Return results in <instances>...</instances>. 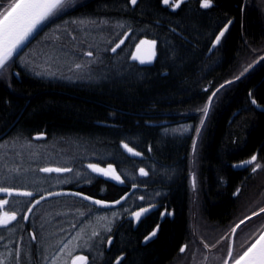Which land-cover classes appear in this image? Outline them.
Here are the masks:
<instances>
[{"label":"trees","instance_id":"16d2710c","mask_svg":"<svg viewBox=\"0 0 264 264\" xmlns=\"http://www.w3.org/2000/svg\"><path fill=\"white\" fill-rule=\"evenodd\" d=\"M6 2L0 0V6ZM213 5L202 11L196 3H185L177 13H170L160 6L159 0H142L135 7H130L127 0H81V5L64 20L91 19L106 23L100 28L89 25L81 30L79 24L57 21L59 31L55 25L44 27L29 39L19 55L31 60V54L51 49L54 43L59 45L56 47L67 61L65 71L69 67L74 69L75 63L88 64L90 70H77L72 76L64 75L65 71L64 76L53 72L37 75V71L16 57L8 68V85L0 80V161L13 162L16 149L29 147L28 156L37 159L36 173L40 167H67L72 171L48 175L78 177L59 190L115 201L126 189L98 177L91 178L87 169L88 163H96L101 168L111 163L126 188L133 184L143 188L136 190L128 202H140L143 206L160 204L173 213L171 221L164 219L155 239L145 243L142 238L156 221V215L150 216L143 228L134 232L119 229L108 252L103 245L98 255L87 250V264H112L117 256L125 258L124 264H173L179 248L187 243L189 158L202 109L235 67L234 60L247 55L253 45L264 39V19L257 12L256 4L248 0H213ZM228 19L233 23L223 44L209 53L214 34ZM118 22L125 28L137 27L146 32L143 35L158 41V56L151 67L127 64L108 54L111 45L108 41L115 42L118 38L114 27ZM52 34L54 41L48 45ZM100 44L113 64L106 63L105 55L97 51L102 50ZM89 50L95 54L93 57L83 55ZM251 88L257 102L264 105V66L234 87L223 102L222 89L217 92L204 125L198 178H195L200 184L197 212L209 224L233 223L238 214V200L231 195L239 175L232 172L230 163L255 147L264 146V114L243 109L246 93ZM38 135L51 141L50 151L33 147L48 144L32 140ZM17 138L18 142L13 143ZM121 142L141 152V159L127 155ZM140 168L148 175L139 177ZM223 180L227 182L226 187ZM0 187H22L29 191L31 186L13 182L1 183ZM140 196L145 199L140 200ZM62 198L89 206L76 198ZM30 200L19 198L27 206ZM37 213L33 212L32 216ZM258 220H263L261 225H264V214L249 220L242 230ZM17 221L7 230L0 228V251L6 250L7 245V250H11L9 264H13L17 249L24 254L33 250L34 257L23 255L22 263L43 264L34 225H23L21 218ZM30 227L36 236L34 244L28 237Z\"/></svg>","mask_w":264,"mask_h":264},{"label":"snow or ice","instance_id":"6c2138e0","mask_svg":"<svg viewBox=\"0 0 264 264\" xmlns=\"http://www.w3.org/2000/svg\"><path fill=\"white\" fill-rule=\"evenodd\" d=\"M138 2H142V0H127V3H130L133 7L138 5ZM166 8H170L172 12H176L178 9H181V5L186 3V0H159ZM200 9H210L213 5V0H198ZM78 5H81V0H7L3 6H0V77H3L5 70H7L12 64L15 63V58L18 57L24 64H30L29 61L25 60L24 56H20L19 52L22 51V46H26V41H29V37H33V34H39L40 31H43L44 27L48 25H55L56 30L59 31L60 24L57 21H63L64 24H79L81 26V30H85L89 25H94L97 28H100L104 25L105 21H96V20H76L73 19L71 21L64 20L63 18L67 15H71L72 11H74ZM244 9L242 8L241 11ZM233 20L228 19L224 22L223 26L219 29L218 34H214V40L211 41L212 49H215L217 45H219L222 41V38L225 37V34L229 31L230 26L232 25ZM115 28L124 29L125 25L123 23H117ZM173 32L176 31L175 28L172 29ZM73 40L76 39L72 33H69ZM134 35L131 26H128L127 30L123 33L116 32V37H122L119 39V42L115 43L113 47L110 48V51L113 53L117 52V49H120L122 45L125 44V41L131 36ZM34 38V37H33ZM59 39V37H57ZM109 44L113 43V40L108 41ZM157 40L155 39H139V42L135 44V50L130 53V57L132 61H139L140 64L151 63L153 57L157 55L156 52ZM211 50V49H210ZM86 57H93L95 54L92 51H85L83 53ZM96 59H99L97 56ZM261 61H264V55L258 57V59L254 60L252 64H248L244 67L243 71L240 72L238 76L235 77V80H240L241 77L245 75L249 71V69L253 68L254 64H258ZM75 70L83 71L85 69H89L88 64L75 63ZM72 70V69H70ZM37 75H40L38 72ZM227 84L234 83L233 80L226 81ZM225 85H220L223 88ZM207 91V89H205ZM219 92V88L216 89L215 92L212 93L208 97V101L202 109L203 117L201 118L200 125L201 127L204 125L205 118L208 116L209 107L212 104L213 97H215L216 93ZM248 97L251 101V105H254L256 108H261V105L258 104L257 100L254 98L253 93L248 92ZM264 111V109H261ZM201 127H196L195 131L197 136H199ZM39 138V137H37ZM18 138L14 139L13 143H17ZM196 139L192 141L193 151L196 149ZM23 147V144H21ZM121 147L127 151L133 157H139L142 155L139 151H134L132 147H129L127 143L121 142ZM151 150V149H149ZM257 155H252L250 159L242 161L239 165H233V167H247L252 166L251 171L255 173L262 166L260 163H256ZM87 167L93 172L98 173L102 176L109 177L112 180H115L119 183H124L121 179L120 175L117 174L116 169L113 167L111 163L108 164L107 168H101L96 163H88ZM17 175L20 174V169H15ZM40 172L43 173H63L72 171L71 168L67 167H42L39 169ZM140 176H147L148 173L144 170V168L139 169ZM193 186H195V178H193ZM133 189L137 188V184L132 185ZM239 189L234 193L235 195L239 194ZM0 193H6L8 197H12L13 195L19 197H30L33 198L29 201L27 211L23 213V220H29V214L33 212L36 205L40 203L41 200H45L47 197L41 195L39 199L34 198V193L32 191H21L19 189L10 188V187H0ZM59 195V193L49 192L48 196ZM72 196H82V199L85 201H90L92 205L99 206L101 208H109L115 207L116 205H120L122 201L127 199V196H121L119 199L109 203L100 199H94L87 195H83L79 192L70 193ZM140 200H144V196L139 197ZM9 201L4 198H0V210H3L5 205H7ZM155 204H149L147 207L140 205L138 206V210L131 212V217L140 221L141 217L145 214L149 213L151 209L155 208ZM89 213L92 212V209L88 210ZM125 212H128L129 209L125 208ZM261 213H264V207H260L259 212H252L251 216H247L245 219H241L239 223H237L234 227L231 228V234L233 237L237 234V229L240 228L241 225L245 224L246 220H251L253 216H259ZM166 215H171L167 211L161 213V217L163 218ZM18 212L17 211H0V228L8 229V226L12 224V222L17 221ZM113 217L117 216L116 212L112 213ZM102 220H107V225L105 226L106 231L111 232L112 229L110 227L111 220H108L107 217H101ZM18 222V221H17ZM73 228H76L77 225L73 224ZM160 229V225L157 224L156 228L150 233V235L145 236V241L150 240L152 237L157 235V232ZM100 236V233L95 229L92 230L91 236L88 240L85 241V244L91 247L89 243L92 238ZM80 235L77 237H73L74 240L80 239ZM33 240H36V236H32ZM108 245L113 243L112 238L109 236L106 238ZM100 243H103V238ZM204 244V248L211 250V248L215 247V245H209L204 241H201ZM71 241L67 244H64L60 249L61 252H65L68 250L67 255L71 260V264H87L88 257L85 255H73L72 251L69 249V245ZM7 249V245H5ZM187 245L181 246L179 248L180 253H184L186 251ZM11 251V250H9ZM103 255V253H101ZM207 259V257H205ZM125 258L123 256L116 257V264H124ZM0 264H3V260H0ZM16 264H21V254L19 250H16ZM221 264H264V225H261L260 229L257 230L256 234L252 236V238L247 242L246 245H242V250L239 252L234 251V242L230 243L227 248V258L221 261Z\"/></svg>","mask_w":264,"mask_h":264},{"label":"rangeland","instance_id":"374dc122","mask_svg":"<svg viewBox=\"0 0 264 264\" xmlns=\"http://www.w3.org/2000/svg\"><path fill=\"white\" fill-rule=\"evenodd\" d=\"M248 1L255 3L260 9L261 14H263L264 16V0ZM54 37L55 35H50V37L48 38V45H51L53 43L52 41H54ZM52 46L54 47H52L51 49L49 48L48 50L44 49L41 51V53L36 52L31 54V60L36 61L31 62L29 58L25 59L30 62V64H27V67L44 75L53 72L60 76L62 72L65 71L67 61L65 60L61 49L58 48L59 45L53 43ZM70 68L71 67H69V69ZM68 70L64 72V75L72 76L77 71L75 69H72L70 72H68ZM7 72L8 69L5 70L4 75L3 77H0V80L8 85L9 81ZM212 101H214V97ZM207 118H205L204 125L207 121ZM204 125L202 127L200 124L198 125V127H201V131L199 136L195 134V139L197 142L196 149L195 151H193L192 148L189 158L190 203L188 206V236L186 240L188 244L186 243L187 248L184 254H179V256H177L174 260L173 264H221V261L227 258L228 245L234 242V251H241L242 245L247 244L252 236L255 235L257 230L260 229L261 223L263 222V220H258L250 224V226L245 231L241 228L243 227V224L239 229H237L236 236L233 237L230 231L231 228L239 223L241 218L251 216V212H259L260 208H237L238 214L234 216L233 223L222 226V229L217 225L209 224L198 215L197 191H195V186H193V178H195L196 176L195 165L198 161V153L204 134ZM28 150L29 147L16 149V155L14 156L13 162L5 161L6 159H4V161H0V184H12L13 182H16V184L23 185V183H28L31 186L29 191H32L34 195L37 196V193L46 194L55 190L57 191L61 189L63 185L75 180L77 181L78 177L76 176H51L48 175L50 173L41 174L38 170V173H40L39 175L35 172L34 168V164L36 163L37 159L33 156H28ZM22 159H24V163L22 162ZM17 168L20 169L19 175H17L15 171V169ZM87 169L89 174L91 175V178L98 177V174L93 173L88 167ZM14 188L21 191H27L22 187ZM7 199H9V197H7ZM8 201H10L9 203L12 202L11 200ZM88 210L89 208L81 206L79 204L77 205L74 202L72 203V201L66 198L50 199L44 201L43 205L36 207L34 213H39L35 214L33 219L35 218L34 228L37 230L38 234L37 239L39 249L40 251H42L39 257L41 263L71 264V260L67 255L68 250H65V252L60 251L64 244H67L69 241H71L69 249L72 251L73 255L79 253L81 249L87 252V250H90L93 247L95 241L97 242V239L101 238L107 232L105 226L108 222L107 220H102L100 218L107 217L108 220H111V227L115 217H113L112 214H109L107 210H97L92 211L91 213H89ZM38 215H40V222L36 221V217H38ZM248 221L249 220H247L245 223H247ZM73 224H76L77 227L73 228ZM93 229L98 231L100 233V236L92 238V240L89 242L91 244V247H89L85 244V241L88 240V238L91 236V232ZM78 234L82 238L74 240L73 237H77ZM194 240L196 241V243H194ZM201 241H204L205 243L208 242L207 244H209L210 246L215 245V247L211 248V250L205 249L204 244L201 243ZM18 250L21 254V257L23 255L26 256V254H24L21 249ZM205 257H207V259H205ZM9 259H11L9 250L6 249L0 251V260H3V264H9ZM13 264H16V257L13 261ZM21 264H23L22 261Z\"/></svg>","mask_w":264,"mask_h":264},{"label":"flooded vegetation","instance_id":"af4514ba","mask_svg":"<svg viewBox=\"0 0 264 264\" xmlns=\"http://www.w3.org/2000/svg\"><path fill=\"white\" fill-rule=\"evenodd\" d=\"M194 3H196L197 7L199 8L198 0H186V4L187 5H192ZM250 3L251 4H255V3L251 2V1H250ZM183 5H181V9H182ZM160 6L161 7L163 6L164 9H166L170 13H177L179 10H181V9H178L176 12H172V10L170 8H166L163 4H161ZM255 7L257 9V12L264 19V16H263V14H261L260 9L257 7V5ZM200 10L203 11V10H207V9H200ZM218 32H219V30L217 31L216 34H218ZM227 33L225 34V37L222 38L221 43L219 45H217V47H219V46H221L223 44V42H224V40H225V38L227 36ZM261 55H264V39L258 45H253L251 47L250 52L247 55L241 56V57L236 58L234 60L235 61V67L231 70L230 74L227 75L225 77V79H223V82H222V84H225V86L222 88V102L226 98L227 94L229 92H231L234 87H236L239 83L249 79L251 76L256 74L259 71L260 68H262L264 66V61H261L258 64H254L253 68L249 69V71L247 73H245V75L243 77H241L240 80H235V77L238 76L241 71H243L244 67H246L248 64H252L253 61L258 59V57L261 56ZM229 80H233L234 83L227 84L226 81H229ZM250 91L254 95V88H251L250 90L247 91V93H246V107L244 106L243 109H245V110L252 109L253 111H256L257 113L264 114V111L261 110V109H264V105L260 104L261 108H256L254 105H251V101H250V99L248 97V92H250ZM235 113H236V111H235ZM232 116L230 117V119L228 121V124H229L230 120L232 119ZM32 140L35 141L36 143H39L41 141H47L46 144L48 143L47 145L35 144L33 146L34 148L36 147L38 150L40 148L44 149V150H49L50 149L51 141L45 140L44 138H41V139H38V140H34L32 138ZM34 148H33V151H34ZM254 154L257 155V158H258L256 163H260L261 166H262L255 173H253L251 171V167L252 166L233 167V165H239L242 161L250 159V157L252 155H254ZM230 169L232 170V172L238 173V175H239V177H238V179L236 181V184L234 186V192L231 195L232 199L238 200L237 208L254 209V208L264 207V146L263 145H259V146L255 147L254 150H252L251 152H249L247 154H244V156L239 158L237 161L230 163ZM198 172H199V168H198V161H197V163L195 165V175L197 176V178H198ZM139 177H142V176H140V174H139ZM98 178H100L101 180H103L105 182H109V183L115 184L114 182H112L110 180H107V179H105V178H103V177H101L99 175H98ZM195 181H196V183H195V191H197V190L200 189V184H199V181L196 180V178H195ZM223 181H224V186L226 187L227 182H226V180H223ZM119 187H122V189H126L125 190V193H126V192L129 191V189L132 186L126 188L125 184H123V186H119ZM237 189H239L240 191H239L238 195H235L234 193L237 191ZM133 193L131 195H133ZM41 195H43V194H41ZM41 195L38 194L37 197H35V195H34V198L37 199ZM131 195L129 197H131ZM7 197H8L7 194H0V198L7 199ZM129 197L119 207L111 209V210H107L109 214H112L113 212H116L117 216L114 218V222L111 225L112 231L111 232L107 231L101 238L97 239V242L95 241L93 247L90 249V252L93 255H98L100 253L99 248H100L101 245H103L105 247L104 251L108 252L110 250L111 246L114 243V238L116 236L117 231H119V229L121 231H125L126 230V231L134 232L138 228H143L142 226L144 225V223L147 221V219L150 216L156 215V221L150 226V228H148V230L146 232V233H148L146 236H148L153 231V229L156 228L157 224L161 225L164 222L165 218H168L170 221L173 219L172 211L168 212L166 210V208H163L160 204H155L156 207L153 210H151L149 213H147L144 216H142L140 221H136V220H134L131 217V212L138 210V206H140V204H139L140 202H134V201L128 202ZM19 198L28 199V200L29 199H31V200L33 199V198H30V197H19V196L9 197V199H7V200H11L12 202L8 203L7 205H5L4 209L0 210V211H4V210H6V211H10V210L14 211V210H18L19 209L22 212H18L17 220H18V218H21V221H22L23 225L26 226V225L31 224V226H33L35 224V220L33 221V216L32 215H33V212H34V210L36 208L33 210L31 215L29 216V220L28 221H24L22 216H23V213L27 211V207L28 206H27V202L19 201ZM43 203L44 202L40 203L37 207H39L40 205H43ZM147 206L148 205H145V207H147ZM125 208L129 209V211L125 212L124 211ZM90 209H92V211L101 210V209L94 208L92 206H90ZM102 211H104V210H102ZM165 211H167L168 213H171V215H166V216H164L162 218L161 217V213L165 212ZM262 214H264V213H261L260 215H262ZM256 217H258V216H256ZM39 218H40V215H38V219L36 221L40 222ZM32 221L34 222V224L32 223ZM219 227H221V229H222V226H219ZM158 232H157V234H158ZM33 235L34 234H33V231L31 229V227L28 228V237H29L30 242L32 244L35 243V240L32 239ZM109 236L112 238V241H113V243L111 245H108L107 239H106ZM155 237H152L150 240L155 239ZM102 238H103V243H100ZM144 238H145V236L142 238V243L146 242ZM194 243H196L195 240H194ZM184 245H186V244H184ZM184 245H182V246H184ZM41 252L42 251H40V254H41ZM179 254L181 255V254H184V253H180L178 251L177 252V256H179ZM34 255H35V251L27 250V252H26L27 258L34 257ZM76 255H85L87 257L89 256L87 252H79ZM112 264H116V261H114V263H112Z\"/></svg>","mask_w":264,"mask_h":264},{"label":"bare ground","instance_id":"6f19581e","mask_svg":"<svg viewBox=\"0 0 264 264\" xmlns=\"http://www.w3.org/2000/svg\"><path fill=\"white\" fill-rule=\"evenodd\" d=\"M162 3H160V5H161ZM129 5H130V7H133L130 3H129ZM162 8H164L163 6H162ZM127 30V28H125V29H118V28H116V32H120V33H123L124 31H126ZM132 30H133V33H134V35H131L125 42V44L124 45H122L121 46V48L120 49H117V52L116 53H113V52H111L110 51V48L111 47H113L114 45H115V43H117V42H119V39L120 38H122V37H118L117 39H116V41L115 42H113L110 46H109V48H108V54L110 55V56H117L118 58H121L122 60L121 61H123V62H127V64H134V65H136V66H138V67H142V68H145V67H151L154 63H155V61H156V59H157V56H158V41H157V47H156V52H157V55L155 56V58H154V60H153V62L151 63V64H149V65H140L138 62H133V61H131V57H130V53L132 52V51H134V49H135V44L136 43H138L139 42V39H154V38H152V37H148V36H145V35H143V34H146V32L145 31H141L140 29H138L137 27H133L132 28ZM137 30V31H136ZM146 30V29H145ZM156 40V39H155ZM129 42V44H127ZM106 43H107V41H106ZM106 43H104V44H106ZM126 46H127V49H126ZM102 47H103V44L101 45L100 44V48L102 49ZM128 49H130V50H128ZM210 50V49H209ZM97 51L98 52H100L101 51V53L102 54H104L105 55V61H106V63H111V64H113L114 62H112V61H110L109 59H110V56H108L107 54H105L104 52H103V49L102 50H100V49H97ZM210 53V52H209ZM216 90V89H215ZM214 90V91H215ZM213 91V92H214ZM220 91V90H219ZM217 94V93H216ZM43 138V137H42ZM41 139V138H40ZM194 139H195V137H194ZM193 148V147H192ZM52 148H50L48 151H50ZM192 150V149H191ZM61 174V173H60ZM137 190H143V188H138ZM1 194V193H0ZM87 208H89V206L87 207Z\"/></svg>","mask_w":264,"mask_h":264},{"label":"water","instance_id":"95a60500","mask_svg":"<svg viewBox=\"0 0 264 264\" xmlns=\"http://www.w3.org/2000/svg\"><path fill=\"white\" fill-rule=\"evenodd\" d=\"M35 34V33H34ZM33 34V35H34ZM31 37H29V39H30ZM28 41H26V43H27ZM23 47V46H22ZM210 49L211 50H209V52H211L213 49H212V47H210ZM135 50V49H134ZM154 58L155 57H153V59H152V61H151V63L153 62V60H154ZM132 61V60H131ZM133 62H138L139 63V61H133ZM151 63H145V64H140V65H149V64H151ZM225 85V84H224ZM219 88V90H221L222 88L219 86L218 87ZM217 88V89H218ZM216 91V90H215ZM214 91V92H215ZM212 95V94H211ZM37 137H39V138H37ZM43 137V135H38V136H34L33 137V139L34 140H38V139H40V138H42ZM125 151V150H124ZM126 153H127V155H129L130 157H132V158H135V159H141V156H139V157H133V156H131L127 151H125ZM54 168V167H53ZM64 173V172H63ZM50 174H56L55 172H53V173H50ZM96 174H98V173H96ZM99 176H101V177H103V178H105V179H107V180H110V181H112V182H114L116 185H118V186H123V183H119V182H117V181H115V180H112V179H110L109 177H105V176H102V175H100V174H98ZM139 187H137V188H135V189H133V187H131L130 189H129V191L128 192H126L124 195H122V196H127V198L135 191V190H137ZM73 192H78V191H72V190H58V191H53L52 193H59V195H52V196H48V193H46V194H44V196H46L47 198L45 199V200H41L40 201V203H42V202H44V201H47V200H50V199H54V198H61V197H72V198H76V199H79V200H81L82 202H84V203H86V204H89L90 206H92V207H94V208H97V209H101V210H111V209H114V208H117V207H119L122 203H124L126 200H124V201H122V203L120 204V205H116L114 208L113 207H109V208H101V207H99V206H96V205H92L91 203H90V201H85V200H83L82 199V196H72V195H70V193H73ZM80 193V192H79ZM1 194H5V193H1ZM81 194H83V193H81ZM83 195H85V194H83ZM90 197V196H89ZM40 197H38L37 199H39ZM93 198V197H92ZM94 199H97V198H94ZM104 201V200H103ZM105 202H109V203H111V202H113V201H105ZM39 203V204H40ZM38 204V205H39ZM38 205H36V207L38 206ZM35 207V208H36ZM34 208V209H35ZM154 209V208H153ZM153 209H151V210H153ZM31 215V213L29 214V216ZM253 217H255V216H253ZM252 217V218H253ZM247 221V220H246Z\"/></svg>","mask_w":264,"mask_h":264}]
</instances>
